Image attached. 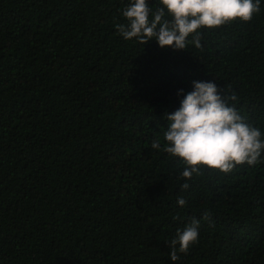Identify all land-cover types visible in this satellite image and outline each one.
<instances>
[{
	"label": "trees",
	"instance_id": "trees-1",
	"mask_svg": "<svg viewBox=\"0 0 264 264\" xmlns=\"http://www.w3.org/2000/svg\"><path fill=\"white\" fill-rule=\"evenodd\" d=\"M129 2L0 0V264H264V153L185 181L162 151L193 82L235 94L264 140V0L184 51L123 39ZM192 219L198 240L172 262Z\"/></svg>",
	"mask_w": 264,
	"mask_h": 264
},
{
	"label": "clouds",
	"instance_id": "clouds-1",
	"mask_svg": "<svg viewBox=\"0 0 264 264\" xmlns=\"http://www.w3.org/2000/svg\"><path fill=\"white\" fill-rule=\"evenodd\" d=\"M259 11L260 0H158L155 9L149 0H130L122 11L126 23L117 29L125 40L135 38L141 45L155 40L161 49L184 51L189 44L201 48L200 30L235 21L247 23ZM236 99L235 94L222 99L214 83L193 82V91L184 96L178 110L165 114L162 151L184 164L180 179L190 180L201 168L228 174L237 166L261 162V131L245 123L236 108L229 106L227 101ZM151 147L160 150L161 141L154 140ZM188 188L184 183L181 191ZM177 204L184 207L186 199L178 197ZM199 227L200 222L192 219L182 231L177 230L176 238L169 242L172 262L197 242Z\"/></svg>",
	"mask_w": 264,
	"mask_h": 264
}]
</instances>
